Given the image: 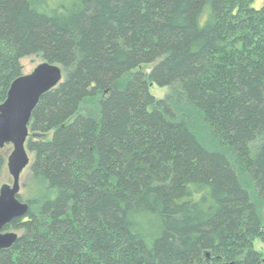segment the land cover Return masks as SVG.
<instances>
[{
	"label": "trees",
	"instance_id": "16d2710c",
	"mask_svg": "<svg viewBox=\"0 0 264 264\" xmlns=\"http://www.w3.org/2000/svg\"><path fill=\"white\" fill-rule=\"evenodd\" d=\"M261 1L0 0V104L22 59L63 73L0 264H262Z\"/></svg>",
	"mask_w": 264,
	"mask_h": 264
},
{
	"label": "water",
	"instance_id": "95a60500",
	"mask_svg": "<svg viewBox=\"0 0 264 264\" xmlns=\"http://www.w3.org/2000/svg\"><path fill=\"white\" fill-rule=\"evenodd\" d=\"M62 80L59 66L43 62L31 74L16 79L6 100L0 104V151L8 144L13 148L7 159L12 185L0 187V251L10 249L18 239L16 233H3V228L15 219L23 218L28 211V205L20 202L18 196L20 175L30 165L25 146L31 114L40 98Z\"/></svg>",
	"mask_w": 264,
	"mask_h": 264
},
{
	"label": "rangeland",
	"instance_id": "374dc122",
	"mask_svg": "<svg viewBox=\"0 0 264 264\" xmlns=\"http://www.w3.org/2000/svg\"><path fill=\"white\" fill-rule=\"evenodd\" d=\"M253 8L259 9L262 6L261 0H253ZM43 61L38 56H32L29 58L22 59L20 64L22 66V75L26 76L33 72V70L40 64H42ZM152 66H144L142 67L143 71L145 73H148L150 71ZM149 92L152 96H154L157 99L164 98L169 90L168 88H158L156 86H151L149 89ZM26 147V146H25ZM12 146L10 144L5 145L4 148L0 151V159L3 162L2 169L0 172V187L3 185H12V178L8 173L7 169V159L9 155L12 153ZM30 164L32 163V155L28 153ZM29 167H27L20 175L19 179V197L21 199L22 203H26L27 201L33 199L36 196V185L32 182L31 176L29 173ZM254 248L256 251H259L262 255H264V245L260 244L258 241L255 242ZM264 259V258H263Z\"/></svg>",
	"mask_w": 264,
	"mask_h": 264
}]
</instances>
